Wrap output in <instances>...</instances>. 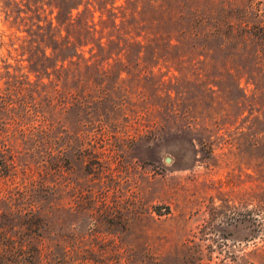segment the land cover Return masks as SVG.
Instances as JSON below:
<instances>
[{
  "label": "rangeland",
  "instance_id": "rangeland-1",
  "mask_svg": "<svg viewBox=\"0 0 264 264\" xmlns=\"http://www.w3.org/2000/svg\"><path fill=\"white\" fill-rule=\"evenodd\" d=\"M62 1L11 0L7 18L0 8V96L25 102L28 124L38 127L43 117L53 124L57 154L49 158L45 137L35 132L33 156L17 166L16 183L54 186L55 197L50 207L41 199L44 229L13 240V257L22 264H264V127L253 124L257 112L248 114L249 102L227 101L224 84L216 99L199 95L200 82L186 81L178 84L181 95L166 98L177 75L168 65L183 54L163 46L168 28L161 24L142 48L123 40H138L149 27L155 36L152 15L139 25L130 14L148 0H83L72 23L54 7ZM91 10L95 31L88 32ZM56 17L62 36L88 42L85 56L90 46L94 52L87 64H65L57 81L55 56L33 72L23 51L30 48L24 29L37 20L46 52L60 49L66 38L58 36ZM30 55L35 63L41 54L32 47ZM239 86L249 95L244 77ZM193 103L195 112L183 117Z\"/></svg>",
  "mask_w": 264,
  "mask_h": 264
},
{
  "label": "trees",
  "instance_id": "trees-1",
  "mask_svg": "<svg viewBox=\"0 0 264 264\" xmlns=\"http://www.w3.org/2000/svg\"><path fill=\"white\" fill-rule=\"evenodd\" d=\"M6 1L0 0V8L5 18L10 14L8 5L11 0ZM43 4L50 6V2L41 3V6ZM81 4L85 5L87 2L63 0L61 5L54 7L59 10V16L64 15V19L68 23H72L74 18L72 10L77 9ZM92 12L91 10V18L87 22L89 23L87 24L88 32L95 31ZM101 13L98 15L100 19ZM130 14L139 18V25L147 23V18L143 16L152 15L148 20L151 25H154L156 31H154L155 36H151V32H148L150 31L149 27L147 28L149 30H143L140 39L134 41L125 37L123 39L125 44L134 43L139 48L147 46L156 36H159L158 29L163 24L168 28L164 32L166 33V42L163 46L173 48L177 52L183 51V54L178 55L176 61L171 63L172 65H168V68L172 67L177 73L176 76L173 75V85L165 90L168 100L171 98V92L174 97L182 94L178 84L183 81L200 82L202 89L199 95L204 96L205 99L218 98L222 93L221 86L224 84L226 100L237 105L245 101L249 102L247 104L250 106L248 114L257 112L254 115L253 124H262L264 127V0H240L239 3L233 0H206L205 3H198L197 0H148L144 6L135 4L130 10ZM115 18L114 15L113 25H116ZM55 21L59 38H66L62 39V46L57 52H55V48L46 52L49 46L42 45L45 41V29L38 20L24 29L29 37L27 41L30 48L23 51L28 53V67L33 72L39 68L40 61L50 60L55 56L56 58L53 60L55 73L52 74L57 81L58 70L64 68L65 64L73 62L87 64L94 52L90 46L88 48L89 55L85 56L83 46L88 42L72 43L69 41L67 33L61 35L60 26L63 21L59 17H56ZM50 28L51 21H49L47 31ZM40 31L41 39L38 40L39 34L37 33ZM97 43L98 47L102 46L101 41ZM32 47L41 54L35 63H32L33 56L30 55ZM223 67H228L224 73L220 71V68ZM230 70L236 71L240 75L235 77ZM224 75L226 81L221 82L220 78ZM49 76L50 73H46L45 77L49 78ZM240 77H244L245 83L250 85L249 95H246L245 89L239 86ZM53 90L57 92L56 88ZM81 92L83 96L81 102H83L87 94ZM52 99H55L54 95L51 96L48 103ZM163 107L168 110L167 104ZM207 107L208 105L205 103L200 106L202 110H206ZM195 108L194 103L188 105L182 110V116L184 117L186 113L189 114V109L195 112ZM170 111L176 114L178 108L171 107ZM28 114V105L22 100L16 103L0 96V264L23 263L19 258L13 257L10 244L13 240H27L31 236L36 238L40 236L41 228L44 229V223L41 221V211H43L41 199L45 205L47 204L45 207H50L52 206L50 199L55 197L54 186L44 185L41 188V184H38L27 187L22 180L19 183L15 181L17 166L26 167V157L33 156L32 144L35 143L33 141L35 132H39L40 135L42 133L45 137L47 156L52 159L57 158V154L53 152L56 151V148L53 147L56 144V138L51 135L53 124L46 122V118L43 117L38 119L40 123H38V127H35L24 121ZM258 114L263 119H259ZM11 140L15 143H10ZM20 156L24 157L21 161ZM14 157L17 159L15 160ZM48 194L52 198H47ZM29 263H31L30 259Z\"/></svg>",
  "mask_w": 264,
  "mask_h": 264
},
{
  "label": "water",
  "instance_id": "water-1",
  "mask_svg": "<svg viewBox=\"0 0 264 264\" xmlns=\"http://www.w3.org/2000/svg\"><path fill=\"white\" fill-rule=\"evenodd\" d=\"M166 161H168V159H166Z\"/></svg>",
  "mask_w": 264,
  "mask_h": 264
}]
</instances>
